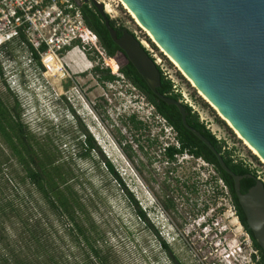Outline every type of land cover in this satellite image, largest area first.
<instances>
[{
	"label": "rangeland",
	"instance_id": "rangeland-1",
	"mask_svg": "<svg viewBox=\"0 0 264 264\" xmlns=\"http://www.w3.org/2000/svg\"><path fill=\"white\" fill-rule=\"evenodd\" d=\"M99 1L104 3L105 8L107 5L111 8V12L106 11L112 19L134 31L155 61L161 60L160 68L173 82L183 103L192 107L200 120L224 142L223 150H230L233 158L249 165L264 182V161L261 156L207 102L124 3L120 0ZM18 49L14 56L4 53L0 56V65L7 77L4 83L20 96L23 119L34 132L43 133L40 131L43 128L55 127L53 136L73 162L74 183L80 195L88 202L98 227V243L110 252L113 264L255 262L256 259L250 254L255 248L248 246L253 241L239 220L223 183L216 181L213 168L202 160H192L190 155L180 156L179 163L173 168L164 162L162 146L175 143V134L161 117H153L155 110L144 95L126 81L103 83L93 74L83 79L76 78V72L89 73L97 64L102 65L100 56L96 60L97 55H91L94 58L92 60L88 54L73 52L63 57V63L68 64L65 67L69 69V74L67 71L61 72L60 64L54 59L48 62L50 70L42 63L46 71L40 74L38 67L33 71L26 68L23 63L26 53ZM114 60L108 65L116 63L120 67V60ZM17 71V79H14L12 74ZM1 81L2 78L0 95L5 98L8 93ZM136 113L147 123L140 130L127 126L128 118ZM77 115L107 159L115 165L119 177L134 193L151 225L139 216L136 205L107 175L104 167L97 165L101 155L92 152L91 160L80 158L82 147L79 143L85 137ZM156 137L160 138L159 144H154ZM119 140L133 147L132 159L122 149ZM6 173L5 170L4 177H1L4 195H0V201L14 204L29 222L42 223V228L49 235L52 251H57L69 262L79 261L85 248L68 238L66 223L56 219L47 209L44 210L39 195L29 184L10 181L11 176ZM188 176H192L189 183H195L197 190L188 188ZM161 187H165V193L160 192ZM158 191L163 198L166 194L167 200L175 202L176 210L162 207L155 193ZM205 206L209 209L204 210ZM0 226L5 228L0 237H4L9 246L24 249L37 260V264H46L41 255L38 258L32 254L33 248L27 245L21 247L24 242L19 238L22 225L18 221L4 220ZM159 236L169 250L162 247Z\"/></svg>",
	"mask_w": 264,
	"mask_h": 264
},
{
	"label": "trees",
	"instance_id": "trees-1",
	"mask_svg": "<svg viewBox=\"0 0 264 264\" xmlns=\"http://www.w3.org/2000/svg\"><path fill=\"white\" fill-rule=\"evenodd\" d=\"M80 9L88 27L99 37L102 48L110 62H115L114 59L120 60V67L116 63H114L115 65L110 63L108 66L103 63V66H96L97 73L101 74L100 80L103 83L121 82V80L129 82L153 106L155 110L153 117H161L165 121L166 126L172 129L175 134V143H166L164 147L162 146L164 162L168 166L173 168L179 163L180 156L190 155L192 160H203L213 168L216 173V181L222 180L228 187L231 203L235 207L241 223L252 236L255 249L260 252L258 259V255H253V259H256L255 264H264V248L258 242L254 231L249 226L248 217L236 192L235 180L222 169L217 155L199 137L185 128L181 113L176 106L167 105L156 96L126 53L114 42L106 28L103 17L95 7L83 6ZM108 19L111 27L118 32V36H121L125 29H129L127 26L119 24L118 20L112 19L109 15ZM130 31L134 33V31ZM20 46L21 40H18L15 44H10V48L3 50L4 54L14 56L16 54L15 50L20 48ZM43 50L45 51L46 48H43ZM31 52L34 58L36 54L38 55L36 57L38 60V62L36 61L37 67L44 69L41 54L34 48H31ZM28 55L26 53L25 57H28ZM89 57L94 60L90 55ZM26 68L33 71L36 67L26 66ZM158 69L161 75V86L158 88V92L161 95L182 102L188 113L187 123L189 126L201 132L212 143L217 151L222 154L226 166L233 173L246 177L242 180L241 189L242 193H248L251 188L257 185L260 176L249 165L233 158L230 150H223V147H225L224 142L200 120L199 115L193 111L192 107L183 103L181 95L175 91L173 82L164 75L159 67ZM113 70L124 78L117 77L113 74ZM15 73L18 75L19 71ZM0 78H2L3 81L1 83L5 85L8 93L5 98L0 95V182L6 170L7 176H11L10 181L14 180L17 184L21 183L22 185L29 184L39 195L44 210L47 209L56 219L58 218L66 223L68 238L75 244L84 246L83 256L79 261L69 262L66 257H62L57 251H52L49 245V235L42 228L43 224L40 222H29L24 219L21 210L16 209L15 205L10 202L0 201V223H3L4 220L9 222L12 219L18 221L22 225V229L19 228V238L20 241L24 242L21 247L24 248L27 245L28 248H33L32 254L37 255L38 258L41 255L46 264H113L110 252L98 243V239H100L98 227L93 219L88 202L80 195L74 183L73 162L53 136L55 127H45L40 130L43 133L34 132L23 119L24 111L20 96L15 94L4 83L7 81V77L1 65ZM77 120L85 137V140L79 143L82 147V150L79 151L80 158L91 160L92 152L101 155L100 162L97 165L104 167L107 175L119 185L128 199L132 201L131 203L136 205L139 216L143 218L145 223L151 225L147 213L138 204L134 193L124 180L119 177L115 165L107 159L94 136L81 122L78 115ZM128 120L127 126H134L138 130L147 126V123L140 119L137 113L131 115ZM156 138L154 144H159L160 138ZM119 144L127 152L129 158L132 159L131 151L133 147L121 140H119ZM172 170L175 171V169ZM251 176L254 177L252 178ZM160 192L165 193V187H161ZM160 192L155 193L159 196L162 207L167 210H176L177 205L175 202L167 200L166 194L165 198H163ZM0 195H4L1 183ZM208 209V206L204 207V210ZM4 232V226H0V233ZM157 233L159 234V232ZM0 239V264H37V260L32 258L24 249L9 246L2 236ZM160 243L162 247L169 250L168 245L161 237Z\"/></svg>",
	"mask_w": 264,
	"mask_h": 264
},
{
	"label": "water",
	"instance_id": "water-1",
	"mask_svg": "<svg viewBox=\"0 0 264 264\" xmlns=\"http://www.w3.org/2000/svg\"><path fill=\"white\" fill-rule=\"evenodd\" d=\"M121 1L207 102L264 160V0ZM74 2L82 6L80 0ZM86 2H91L103 17L114 42L156 96L176 106L185 128L217 155L222 169L235 180L249 226L264 248V182L258 180L248 193H242L246 177L233 173L212 143L189 126L182 102L158 92L161 75L144 44L129 29L118 36L103 2Z\"/></svg>",
	"mask_w": 264,
	"mask_h": 264
},
{
	"label": "built area",
	"instance_id": "built-area-1",
	"mask_svg": "<svg viewBox=\"0 0 264 264\" xmlns=\"http://www.w3.org/2000/svg\"><path fill=\"white\" fill-rule=\"evenodd\" d=\"M18 40H21L20 48L29 54L23 60L26 66L37 67L31 48L41 54L42 63L49 70L48 62L54 59L60 64L61 72L66 71L68 64L63 63V57L74 51L97 55L96 60L100 56L101 66L110 62L99 37L88 27L74 0H0V54ZM152 59L160 68L161 60ZM113 74L124 78L114 70ZM248 246L255 248L253 244ZM252 251V257L258 255V259L259 250Z\"/></svg>",
	"mask_w": 264,
	"mask_h": 264
},
{
	"label": "flooded vegetation",
	"instance_id": "flooded-vegetation-1",
	"mask_svg": "<svg viewBox=\"0 0 264 264\" xmlns=\"http://www.w3.org/2000/svg\"><path fill=\"white\" fill-rule=\"evenodd\" d=\"M81 1V4H82V6L81 7H83V6H89L90 8H92V7H94V5L91 3V2H86L87 0H80ZM80 7V8H81ZM96 9V8H95ZM25 52V51H24ZM26 53V52H25ZM38 55L36 54L35 55V61H37L38 62V60H37V57ZM99 64H97V66H98ZM100 66V65H99ZM39 68V67H38ZM102 69V68H101ZM40 71H41V73L40 74H42V71H46V69L44 68V69H39ZM69 69H67L66 71L68 72V74H69V71H68ZM76 74H77V76H76V78H79V79H83V78H86V77H88V75H90V74H93V75H95L96 76V79L99 81L100 79H101V74H99V73H97V71H96V68H95V66H94V68L92 69V71L91 72H82V73H79V72H76ZM94 77V76H93ZM95 79V80H96ZM102 82V81H101ZM97 84H98V82H97ZM91 107H93V106H91ZM198 160H200V159H198ZM203 161V160H202ZM192 179H191V176H188V182L186 183L187 184V186H188V188L189 189H191V190H197L196 189V186H195V183H193V184H190L189 182L191 181ZM218 181H221L222 183H223V185H224V187L226 188V190H227V194H228V196L230 197V194H229V189H228V187L225 185V183L222 181V180H218ZM217 181V182H218ZM189 184V185H188ZM230 201H231V199H230ZM237 213V212H236ZM240 220V219H239ZM170 225V224H169ZM245 228V227H244ZM245 231L247 232V234H248V237L252 240V236L250 235V233L248 232V230L245 228ZM253 241V240H252Z\"/></svg>",
	"mask_w": 264,
	"mask_h": 264
},
{
	"label": "bare ground",
	"instance_id": "bare-ground-1",
	"mask_svg": "<svg viewBox=\"0 0 264 264\" xmlns=\"http://www.w3.org/2000/svg\"><path fill=\"white\" fill-rule=\"evenodd\" d=\"M121 1V0H120ZM122 2V1H121ZM126 7V6H125ZM127 8V7H126ZM128 9V8H127ZM106 10L108 11V12H111V8L107 5L106 6ZM131 13V12H130ZM132 14V13H131ZM133 15V14H132ZM134 16V15H133ZM134 18L137 20V18L134 16ZM139 23H140V21L139 20H137ZM140 25L141 26H143L141 23H140ZM144 27V26H143ZM148 32V31H147ZM149 33V32H148ZM150 34V33H149ZM150 36L152 37V35L150 34ZM153 38V37H152ZM154 39V38H153ZM162 49V48H161ZM162 51H163V49H162ZM164 52V51H163ZM172 60V59H171ZM174 62V61H173ZM175 63V62H174ZM176 64V63H175ZM177 65V64H176ZM178 66V65H177ZM179 68V67H178ZM180 69V68H179ZM181 70V69H180ZM181 72H182V70H181ZM184 74V73H183ZM185 75V74H184ZM187 77V76H186ZM194 85V84H193ZM201 95H202V93H200ZM203 96V95H202ZM204 97V96H203ZM205 98V97H204ZM231 125V124H230ZM238 132V131H237ZM239 133V132H238ZM240 134V133H239ZM240 136L243 138V136L240 134ZM247 142V141H246ZM248 143V142H247ZM249 144V143H248ZM249 146H251L250 144H249ZM251 148L253 149V150H255L252 146H251ZM255 152L256 153H258L256 150H255ZM258 155H260L259 153H258ZM263 160V159H262ZM264 161V160H263Z\"/></svg>",
	"mask_w": 264,
	"mask_h": 264
},
{
	"label": "clouds",
	"instance_id": "clouds-1",
	"mask_svg": "<svg viewBox=\"0 0 264 264\" xmlns=\"http://www.w3.org/2000/svg\"><path fill=\"white\" fill-rule=\"evenodd\" d=\"M12 77H15L14 79H17V73H14V74H12ZM94 107V106H93ZM98 140V139H97ZM251 257H252V255H251ZM253 258V257H252ZM255 262H256V260H255ZM255 262L253 263V264H255Z\"/></svg>",
	"mask_w": 264,
	"mask_h": 264
},
{
	"label": "crops",
	"instance_id": "crops-1",
	"mask_svg": "<svg viewBox=\"0 0 264 264\" xmlns=\"http://www.w3.org/2000/svg\"><path fill=\"white\" fill-rule=\"evenodd\" d=\"M75 52V51H74ZM73 53V52H72ZM83 55V54H82ZM89 56V55H88ZM115 82H113L112 84H114Z\"/></svg>",
	"mask_w": 264,
	"mask_h": 264
}]
</instances>
